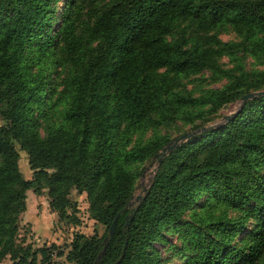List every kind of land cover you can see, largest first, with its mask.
I'll use <instances>...</instances> for the list:
<instances>
[{
    "label": "trees",
    "instance_id": "1",
    "mask_svg": "<svg viewBox=\"0 0 264 264\" xmlns=\"http://www.w3.org/2000/svg\"><path fill=\"white\" fill-rule=\"evenodd\" d=\"M59 1L0 0V264L49 259L48 248L16 241L26 191L42 188L61 215L70 189L86 192L92 217L106 225L101 236L75 235L73 264H113L125 243L118 264H163L154 242H168L187 215L197 232L176 246L190 253L184 264H259L264 95L164 156L133 208H125L134 195L125 165L157 162L171 140L264 89V68L240 62L264 65V0H68L60 13ZM226 26L235 41L216 36ZM223 55L236 64L223 68ZM205 71L225 81L193 95L182 78ZM53 101L63 105L55 119ZM177 121L189 129L160 134ZM22 151L30 179L19 169Z\"/></svg>",
    "mask_w": 264,
    "mask_h": 264
},
{
    "label": "rangeland",
    "instance_id": "2",
    "mask_svg": "<svg viewBox=\"0 0 264 264\" xmlns=\"http://www.w3.org/2000/svg\"><path fill=\"white\" fill-rule=\"evenodd\" d=\"M68 0L59 1V13L65 7ZM106 0H99L102 4ZM86 17V16H85ZM216 36L222 41H235L237 39L233 29L229 26L219 28L215 31ZM241 56V53H237ZM234 56L223 55L219 58V63L223 68H230L236 64ZM240 62L247 69H262L263 64H257L255 59L247 56L241 59ZM225 78L212 80L209 78L207 71L188 74L182 78L185 83V88L192 92L193 95L205 88H214L224 83ZM239 105V102L223 106L218 111V115L206 123L219 121L222 115H227L234 112ZM51 108L52 118L59 117V112L63 105L60 102L53 101ZM42 121V120H41ZM199 120H196L198 122ZM2 121L0 120V123ZM190 124H183L182 121H177L176 124L162 127L160 134H167L169 137H176L188 130ZM151 131H146L144 137H149ZM19 169L25 179H30L32 171L27 164V155L25 151L20 154ZM156 162L143 161L126 163V170L132 175L134 180V195L141 193L144 187L150 183L152 170ZM68 203L65 207L64 215L52 209L50 205V197L46 188H42L38 193L33 189L26 191L25 209L20 214L18 220V229L16 241L23 246H29L32 251L39 248L49 249V259L44 264H73L68 260V252L71 248V242L76 234L81 233L86 236H101L106 228L102 222L95 220L90 212L89 199L86 192H79L72 188L67 195ZM203 197L199 200L201 204ZM191 219L188 215L182 220V223L176 226L173 230L166 232L168 242H154L155 248L159 250V254L163 257V264H184L190 257L189 252L174 253L176 246H181L194 233L197 232L196 227H190ZM41 259L37 254V262ZM1 264H12V261L6 256ZM259 264H264V258Z\"/></svg>",
    "mask_w": 264,
    "mask_h": 264
},
{
    "label": "water",
    "instance_id": "3",
    "mask_svg": "<svg viewBox=\"0 0 264 264\" xmlns=\"http://www.w3.org/2000/svg\"><path fill=\"white\" fill-rule=\"evenodd\" d=\"M260 95H264V89L263 90H257V91H252V92H249V93H246L244 94L241 98H240V101H239V105L237 106L236 108V111L239 109L240 106H242L244 104L245 101H247L248 99H251V98H254V97H257V96H260ZM235 112V111H234ZM234 112L230 113V114H227V115H223L221 117V119L219 121H216V122H213V123H210V124H207V125H204V126H201V127H198L196 129H193V130H189V131H186L185 133L181 134L180 136L174 138L173 140H171L169 143H167L157 154H155V157L158 156V160L152 170V176L151 178L153 177V174L155 173V171L157 170L158 168V165L161 161V159L166 156L169 152H171L175 147H177L179 144H181L182 142L186 141L187 139H189L190 137H192L193 135L199 133V132H202V131H205L206 129L210 128V127H213V126H216V125H219L220 123L228 120L233 114ZM147 189V187H144L143 190L141 191V193L137 194V195H133L131 197V199L128 201L127 205L125 206V208L127 207H131L133 208L134 204L140 200L141 198V194ZM117 218H118V215H116V217L112 220L109 228H108V235L104 238V241H106L107 239H110L113 234H114V231H115V226H116V221H117ZM125 246H126V243L124 245V249L122 251V254L121 256L119 257V259H117L113 264H118L120 262V260L123 258L124 256V253H125ZM105 248H106V244L104 245L103 249H102V252L105 251Z\"/></svg>",
    "mask_w": 264,
    "mask_h": 264
}]
</instances>
